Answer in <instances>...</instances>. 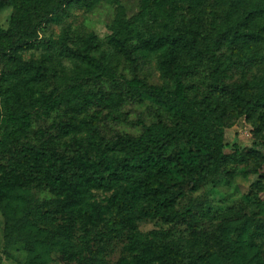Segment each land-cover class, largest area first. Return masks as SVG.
<instances>
[{"label": "trees", "instance_id": "16d2710c", "mask_svg": "<svg viewBox=\"0 0 264 264\" xmlns=\"http://www.w3.org/2000/svg\"><path fill=\"white\" fill-rule=\"evenodd\" d=\"M73 1L58 0L50 8L45 0H0V8L8 6L15 10L10 28H0V64L5 59L16 60L19 52L33 49L39 43L47 52L56 51L49 42L40 39L39 32L53 15L63 13ZM87 1L92 6L98 0ZM253 1L264 4V0ZM147 10L142 6L140 14L128 21L120 12L108 41L115 51L111 56L101 51L99 43L95 44V37L82 41V46L75 43L72 47L66 35L61 44L56 43L57 52L60 58H73L88 70L77 95V100L83 98L88 102L82 103L77 113L87 112L103 100L110 101L114 110L134 95L145 93L177 110L182 122L175 126L161 122L144 125L140 136L121 137L114 142L99 141L96 132L84 133L81 138L74 136L78 142L68 155L56 150L58 138L52 130L44 129L43 124V129L35 128L33 124L40 122L39 113L20 116L13 122L10 115L2 119L0 113L1 131L14 128V124L9 137L16 138V145L8 150H3L7 135L0 141V210L5 217L6 244L19 240L35 258L44 250L57 251L84 259L87 264H102V253L115 245H121L124 251L118 264H219L220 261V264H264L255 237L257 233L264 235V219L250 216L244 209L223 211L207 198L193 196L205 184L227 179L229 157L225 154L223 128L216 127L208 116L212 98L210 95L198 98L196 85L205 81L193 83V78L201 76L196 63L211 68L210 76L215 83L209 87L214 95L238 94V97V84L225 77L227 72L217 51L225 44L247 48L263 45L264 27L258 32L248 24V17L235 20L239 17L229 12L226 19L222 18L228 25L226 30L218 24L215 32L208 34L206 52L198 53L194 40L197 27L186 29L179 25L175 14L165 19L159 18L160 10L150 13ZM249 13L253 17L258 15L256 11ZM148 16L158 22L156 26L144 25ZM231 20L235 21L229 24ZM146 28L150 30L147 37L141 33ZM143 53L157 57L163 77L173 85L172 90L152 85L141 75ZM121 65L127 72L123 67L119 70ZM208 67L204 76H208ZM30 68L29 64H21L16 74L30 73ZM1 73L0 68V77ZM49 114L44 113L41 119ZM63 124L58 126L64 129ZM33 128L38 132L34 133ZM173 141H185L203 164L199 173L180 169L192 184L189 192L165 183L152 186L141 180L164 174L150 162L157 159L168 164L170 159L163 154ZM259 143L264 144V139ZM254 151L252 154L261 157L264 164V157ZM238 152L235 146L234 154ZM180 165L178 159L177 166ZM261 170L262 167L255 174H262ZM95 191L110 196L102 204L94 200ZM261 191L264 192V187L253 190V194L258 202L264 203L259 196ZM40 194H47L50 199L40 202L37 199ZM249 201H253L250 196ZM152 220L160 223V227L143 233L140 224ZM26 229L30 232L21 238Z\"/></svg>", "mask_w": 264, "mask_h": 264}, {"label": "rangeland", "instance_id": "374dc122", "mask_svg": "<svg viewBox=\"0 0 264 264\" xmlns=\"http://www.w3.org/2000/svg\"><path fill=\"white\" fill-rule=\"evenodd\" d=\"M57 2L58 0H45L50 8ZM90 6L87 0H74L63 13L53 15L40 30V39L44 43L49 42L56 51L47 52L42 43H39L33 49L19 52L16 60L5 59L0 64L1 118H8L10 115L13 122L20 116L39 113L40 125H35V122L33 124L35 128L45 127L44 129L52 130L54 136L58 138L55 143L56 150L68 155L72 154L73 146L78 142L74 136L81 138L84 133L96 132L99 141L114 142L121 137L140 136L144 125L151 126L161 122L175 126L182 122V118L177 110L145 93L134 95L114 110L110 108V101L103 100L98 105H92L87 112L77 113L81 104L88 102L83 98L77 100L82 77H87L88 70L73 58L59 57L56 43L61 44L62 38L66 35L72 47L75 43L82 46V41H89L95 37V44L99 43L101 51H106L111 56L115 51L108 41L114 34L120 12H123L125 20L128 21L140 14L142 6H146L149 13L160 10L159 18L163 16L165 19H170L175 14L179 25L186 29L197 27L198 35L194 40L198 46V53L206 52L210 38L208 34L215 32L218 24L226 30L228 25H225L226 22L222 18L226 19L229 12L239 17L235 20L248 17V24L252 28H257L258 32L264 27V4L253 0H98ZM253 11L258 14L254 15L256 20L253 13H249ZM14 13L13 7L0 8L2 30L10 28ZM235 20H231L229 24ZM157 23L148 16L144 25L154 27ZM159 23L161 24V21ZM149 31L146 28L141 33L147 37ZM261 36L264 37V32H261ZM143 56L144 59L140 63L143 72L141 75L146 76L152 85L168 87L172 90L173 85L163 77L157 57L145 53ZM217 56L227 72L225 77L230 80L229 82L238 84L239 96L237 97L238 94L232 97L225 94L214 95V91L209 87L214 86L215 83L210 76L211 68L198 62L196 65L200 69L197 73L201 76L193 78V83H199L201 79L205 81L204 84L196 85L198 98L210 95L212 103L208 104V116L216 127L224 130L225 154L229 156L226 160L227 179L215 184H205L194 192L193 196L195 198L203 196L223 211L239 212L240 209H244L250 216L264 219V203L258 202L253 194V190L264 187V164L261 157L252 154L256 150L264 157V144L259 143L264 139V40L263 45H254L251 48L225 44L217 51ZM120 63L123 64L124 61L121 60ZM21 64H29L32 71L16 74V69L20 70ZM122 67L123 65L119 70ZM207 67L208 76H204ZM123 70L127 72L124 67ZM36 78L41 81L35 82ZM106 90L111 91L108 88ZM46 112L50 113L49 116L41 119ZM61 122L64 123V129L61 125L58 126ZM13 126L15 128L14 124ZM14 128L8 127L4 131L0 129V141L7 135L3 150L12 149L16 145V138L9 137V133L14 131ZM33 131L38 132L35 129ZM235 146L239 149L238 155L234 154ZM241 153L245 155V159L242 158ZM163 156L170 159L168 164L158 162L157 159L150 164L152 167L160 168L164 174L158 177L146 176L141 180L149 181L152 186L165 183L174 186L178 191L189 192L192 184L186 181L180 169L186 168L199 173L203 168L200 159L185 141L171 142ZM178 159H181L180 167L177 166ZM261 167L262 174H255ZM109 196L110 194L101 191L94 192V200L102 204ZM249 196L253 201H249ZM259 196L264 200V192L261 191ZM37 199L42 202L50 198L47 194H40ZM160 225L154 220L146 221L140 224V230L143 233L149 232L159 228ZM5 226V217L0 210V264H87L84 263V259L71 258L68 254L61 255L57 251L44 250L35 258L29 254V247L19 240H16L18 243H14L13 240L11 245L7 246ZM29 232L28 229L22 231L21 238ZM76 235L78 236L79 233ZM245 237L248 238L249 235ZM255 237L258 238L256 249L260 253L261 260L264 261V235L259 236L257 233ZM85 257L87 258L88 255ZM123 257L124 251L121 245L111 246L102 253V264H118Z\"/></svg>", "mask_w": 264, "mask_h": 264}]
</instances>
